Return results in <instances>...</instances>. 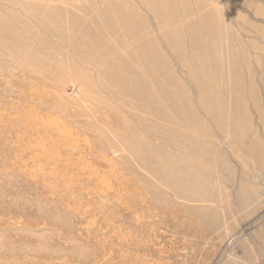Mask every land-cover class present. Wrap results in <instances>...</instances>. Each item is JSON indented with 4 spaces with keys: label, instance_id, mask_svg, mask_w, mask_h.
<instances>
[{
    "label": "rangeland",
    "instance_id": "obj_1",
    "mask_svg": "<svg viewBox=\"0 0 264 264\" xmlns=\"http://www.w3.org/2000/svg\"><path fill=\"white\" fill-rule=\"evenodd\" d=\"M0 264H264V0H0Z\"/></svg>",
    "mask_w": 264,
    "mask_h": 264
},
{
    "label": "bare ground",
    "instance_id": "obj_2",
    "mask_svg": "<svg viewBox=\"0 0 264 264\" xmlns=\"http://www.w3.org/2000/svg\"><path fill=\"white\" fill-rule=\"evenodd\" d=\"M99 53H100V56H106V52L105 51H99Z\"/></svg>",
    "mask_w": 264,
    "mask_h": 264
}]
</instances>
